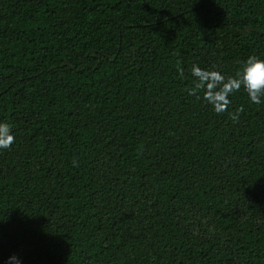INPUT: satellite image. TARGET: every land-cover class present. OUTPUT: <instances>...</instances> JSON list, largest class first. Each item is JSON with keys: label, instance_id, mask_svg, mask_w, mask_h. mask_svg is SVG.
<instances>
[{"label": "trees", "instance_id": "trees-1", "mask_svg": "<svg viewBox=\"0 0 264 264\" xmlns=\"http://www.w3.org/2000/svg\"><path fill=\"white\" fill-rule=\"evenodd\" d=\"M253 55L264 0H0V264H264V97L187 91Z\"/></svg>", "mask_w": 264, "mask_h": 264}, {"label": "clouds", "instance_id": "clouds-1", "mask_svg": "<svg viewBox=\"0 0 264 264\" xmlns=\"http://www.w3.org/2000/svg\"><path fill=\"white\" fill-rule=\"evenodd\" d=\"M177 71L182 77L184 70L178 67ZM191 74L195 78L193 87L189 88L188 94L197 96L212 106L213 111L222 114L228 110L231 100L230 95L239 92L241 88L247 93L254 104L259 105L264 97V59L256 56H249L243 62L242 67L234 75L225 76L214 69H203L195 64L192 65ZM202 94V95H201ZM239 108L231 115L233 121H237ZM15 142L12 134V126L8 122H0V149H9ZM77 164L76 161H73ZM10 264H20L16 256L9 257Z\"/></svg>", "mask_w": 264, "mask_h": 264}]
</instances>
